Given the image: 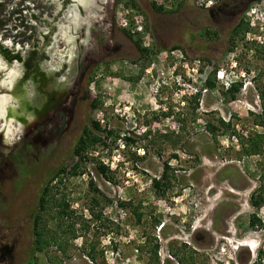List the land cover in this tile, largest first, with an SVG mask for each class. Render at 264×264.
I'll use <instances>...</instances> for the list:
<instances>
[{"label":"rangeland","instance_id":"1","mask_svg":"<svg viewBox=\"0 0 264 264\" xmlns=\"http://www.w3.org/2000/svg\"><path fill=\"white\" fill-rule=\"evenodd\" d=\"M127 1L116 9V50L80 86L65 130L44 136L40 125L32 129L33 122L20 129L7 118L12 102L6 107L5 122L13 132L7 134L0 120V197L11 192L6 173L16 168L22 177L11 183L17 189L9 197H16L6 195L8 201L0 204V245L5 232L15 231L14 264H264V230L248 227L254 213L250 193L264 173V140L262 155L237 160L240 140L264 134L255 125L264 104V31L247 23V32L230 43L249 7L264 6V0L239 7L234 21L230 11L239 2L233 0H227L229 9L214 14L192 7V0H172L167 11L175 12L164 14L154 12L146 0H134L135 8ZM139 15L150 41L117 25V20L132 23ZM135 40L149 53L141 55ZM62 50L57 44V58L65 55ZM11 68L16 69L6 70ZM211 71L223 73L224 83L241 84L234 100L216 75L214 89L203 86ZM92 100L98 101L96 109ZM217 118L230 121L237 135L221 134L216 144L204 125ZM92 122L113 136L106 147L89 148L81 161L73 150L84 130L106 137L93 130ZM166 162L172 170L158 193L151 182ZM99 165L108 167L110 179ZM62 167L64 173L47 185L51 202L64 200L71 211L60 219L55 208L40 209L38 200ZM257 214L264 219V207ZM34 218L39 223L32 227ZM35 231L53 240L39 245ZM90 249L93 259L87 256Z\"/></svg>","mask_w":264,"mask_h":264},{"label":"flooded vegetation","instance_id":"2","mask_svg":"<svg viewBox=\"0 0 264 264\" xmlns=\"http://www.w3.org/2000/svg\"><path fill=\"white\" fill-rule=\"evenodd\" d=\"M146 1L149 5L152 3L151 0ZM233 1L239 2V5L230 11L231 21L237 17V9L246 7L252 0ZM119 2L0 0V61L6 65L4 70L14 67L19 72L14 90L0 87V94L4 91L13 96L7 115L12 123L21 124L20 129H25L33 122L32 129L40 125L42 133L39 134L44 136L54 130L66 129L71 123L72 99L80 93V86L91 77L97 64L112 56L116 50L113 36L117 30L115 15ZM191 2V6L195 7L193 0ZM224 9H229L227 0L226 3L221 0L217 6L206 11L214 14ZM57 44H62L64 63L62 57L57 58ZM3 77V72H0V79ZM16 135L14 133L13 138ZM6 174L4 178L10 180L8 188L11 192L6 190L9 197L17 189L15 186L13 189L11 183L17 184L22 176L16 168ZM6 195L5 199L0 197V204L8 201ZM14 197L9 198L13 200ZM34 220L32 227L36 225ZM15 236V231L3 234L0 264H14Z\"/></svg>","mask_w":264,"mask_h":264},{"label":"trees","instance_id":"3","mask_svg":"<svg viewBox=\"0 0 264 264\" xmlns=\"http://www.w3.org/2000/svg\"><path fill=\"white\" fill-rule=\"evenodd\" d=\"M122 1V0H120ZM180 6V3L178 4ZM126 6H130L135 8V2L134 0H128ZM152 10L156 13L159 14H164V13H173L174 11H167L165 10L163 7H159L156 6L154 3L150 4ZM247 23H245L243 21V19H240L239 22L237 23V25L234 27V29L232 30V34H231V40L230 43L231 45L234 43L236 37H241L242 35H244L247 32ZM124 35H126L129 39L132 40V37L129 35V32L123 30L122 31ZM133 44L135 45L136 49L141 53V55H146L147 53H149V51L147 49H144L141 47L140 43L138 40L133 41ZM215 71H211V73H209V76L206 77L203 86L206 89H214V78H215ZM241 84H238L236 82H233L229 88H227L225 90L226 94L230 95V99L234 100L235 96L234 93L239 91ZM224 93V94H225ZM195 96H197V99L199 98V93H197ZM92 108L96 109L97 108V104L98 101L97 100H92ZM197 106H198V102H196V108L195 110H197ZM252 114V113H251ZM255 125L260 126L261 128L264 129V104L261 107V115L259 117L258 121H255ZM92 127L94 131L97 132H104L106 133V137H99L96 133H92L89 132L88 130H84L83 136H81L77 143H76V147L73 150V155L74 156H78L80 158L81 161L86 160L87 159V155H83L86 154L87 150L89 148H93L94 146L97 145H101L102 147H106V140L108 139L109 136H113V131L110 130H106L103 129L101 130L99 123L97 122H92ZM204 130L205 132L210 136V138L217 144L218 142V136L219 135H227L229 133L230 136H235L237 135L235 133V131L232 129V124L230 123V121H225L222 118H217L215 119V121H207L204 125ZM239 138V137H237ZM117 140V136L114 138L113 141H111L112 144H115ZM264 140V134H255L252 136H249L246 138V140L241 141L238 143L240 146V151L239 154L237 156V160L241 159L242 156H252V155H262V143ZM239 141V140H238ZM246 142V143H245ZM173 158H177L175 155H173ZM80 161V163H81ZM80 163L75 164L72 167V173L73 175H75L77 173V169L80 168ZM99 170L102 173V175L106 178V179H110L106 173L109 170L108 167H104L103 165H99ZM172 170L169 166V163H164L163 164V171L162 174L159 178H154L152 180V187L155 188L157 190V192L159 193L161 190L164 191L166 188V181H167V173ZM64 173V168H60L58 169L53 176H51L48 181L47 184L44 186L43 190L41 191V194L39 196V207L42 210H46V209H53L55 208V215L56 217H59L60 219L68 218L71 215V211L69 210V206L68 204L62 200L61 202H56V200L54 201V199L51 202V199H49V190L47 189V185L48 183L52 182V180L56 177H59L61 174ZM97 203V202H95ZM249 204L250 206L254 209V213L252 215H250L249 217V221H248V227L250 229H259V230H264V219L261 218L260 216H258V211L260 209H262L264 207V173H261L258 176V186L250 193V199H249ZM120 206L123 207L125 206V203H120ZM92 212V210H91ZM68 216V217H67ZM95 218H97V215L94 216ZM34 224H36L35 226L38 225L39 221L38 218H34ZM70 231V229H68ZM73 233V232H72ZM35 237H36V243L39 245H49V241L48 240H53V238L51 237L50 239H46L45 234H43L41 231H35L34 232ZM72 236L74 237L75 235L72 234ZM59 248H61L59 246ZM157 248V246L155 247ZM91 252H93V249H90L89 252L87 253V256L92 257ZM156 249L153 251L154 256L156 257ZM261 256L258 257V259H260Z\"/></svg>","mask_w":264,"mask_h":264},{"label":"built area","instance_id":"4","mask_svg":"<svg viewBox=\"0 0 264 264\" xmlns=\"http://www.w3.org/2000/svg\"><path fill=\"white\" fill-rule=\"evenodd\" d=\"M167 1V2H165ZM172 0H151L152 3H154L156 6L163 7L165 10L171 9V2ZM221 0H193V4L197 9L201 10H209L219 4ZM124 15L125 17L127 16ZM134 22H125L123 19L121 22H118L117 20V25L120 26L121 28L129 31L131 34H137V35H143V39L150 41L151 36L150 33L148 32L145 22L143 21V17L141 15L133 17L132 18ZM245 23H249L251 27L258 26L259 27V32H263V27H264V6L261 4H254L249 7V9L245 13ZM130 24V25H129ZM246 38L249 42H253L255 38L250 39L249 38V33H247ZM145 47L149 46V43L144 44ZM198 62V61H197ZM224 74L221 72H217L216 78L219 80V82H222V84L225 85V89L229 88L228 83H224Z\"/></svg>","mask_w":264,"mask_h":264},{"label":"bare ground","instance_id":"5","mask_svg":"<svg viewBox=\"0 0 264 264\" xmlns=\"http://www.w3.org/2000/svg\"><path fill=\"white\" fill-rule=\"evenodd\" d=\"M74 17L75 16L72 17V20H74ZM3 68H4V66L0 61V71L1 72H4ZM5 71L6 72L9 71V74L8 73L6 74L4 72L6 74V77L2 78V86L8 88V90H12V88H13L16 80H17V77L19 75V72L17 71V69H13V68H11L10 70L9 69L5 70ZM12 99H13V96L11 97V96L6 95V94L0 96V120H2L4 122L6 120V115H7L6 107L10 104ZM6 124L7 123L5 122L4 127L6 129L7 134L12 133L13 131L11 129H9Z\"/></svg>","mask_w":264,"mask_h":264}]
</instances>
